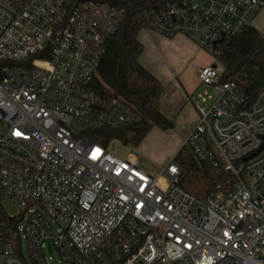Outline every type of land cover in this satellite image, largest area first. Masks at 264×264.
<instances>
[{"label": "built area", "instance_id": "2783aa9c", "mask_svg": "<svg viewBox=\"0 0 264 264\" xmlns=\"http://www.w3.org/2000/svg\"><path fill=\"white\" fill-rule=\"evenodd\" d=\"M263 8L163 0L139 15L218 60ZM121 16L94 0H0V204L17 208L0 219V264H50L47 247L67 264H264V148L250 159L264 145V88L248 99L220 67L199 70L218 100L185 146L216 178L207 200L179 187L175 157L152 174L90 139L141 120L95 83Z\"/></svg>", "mask_w": 264, "mask_h": 264}, {"label": "trees", "instance_id": "16d2710c", "mask_svg": "<svg viewBox=\"0 0 264 264\" xmlns=\"http://www.w3.org/2000/svg\"><path fill=\"white\" fill-rule=\"evenodd\" d=\"M111 1L122 16L116 29L107 38L102 54L98 76V87L110 89L115 96L121 97L132 105L140 121L121 129L97 131L91 140L109 146L119 141L125 147L138 148L154 128L163 131L174 128V121L163 115L160 110V97L164 92L162 83L140 63L144 47L138 39L141 30L149 29V23L139 15L143 7L130 6L139 0H94ZM130 18L125 26L126 15ZM264 38L253 27L222 45V55L218 59L222 67L220 82H233L248 99L264 88ZM175 161L183 173L178 185L184 191L201 200H207L217 192V181L212 171L198 161L191 149L184 145L175 156ZM7 214L0 204V219Z\"/></svg>", "mask_w": 264, "mask_h": 264}, {"label": "crops", "instance_id": "0c3cea01", "mask_svg": "<svg viewBox=\"0 0 264 264\" xmlns=\"http://www.w3.org/2000/svg\"><path fill=\"white\" fill-rule=\"evenodd\" d=\"M252 26L264 38V8L254 18ZM138 39L144 47L139 59L141 65L164 87L160 110L174 121L173 129L163 131L154 128L145 140L163 137L172 140L177 149L176 156L197 126L199 110L211 108L218 100L216 91L202 85L198 78L199 70L209 67V58L192 39L184 35L165 37L151 29H143ZM204 94H207L205 102L202 100Z\"/></svg>", "mask_w": 264, "mask_h": 264}, {"label": "rangeland", "instance_id": "374dc122", "mask_svg": "<svg viewBox=\"0 0 264 264\" xmlns=\"http://www.w3.org/2000/svg\"><path fill=\"white\" fill-rule=\"evenodd\" d=\"M207 54L209 58V65L208 66H215L220 67L218 60ZM264 63V60H262ZM222 70V68H221ZM152 139V138H151ZM145 140L139 148H130L125 147L119 141H113L110 145V151L112 154L118 157H125L128 153L133 152L141 159L143 167L152 174H157L158 171L165 166L172 158L175 157V153L177 152L176 146L173 144L172 140L163 137L161 139L155 140ZM4 208L8 214H16L17 208L13 207L9 203L4 204ZM23 251L25 257L29 260V253L27 248V243L24 241ZM46 253L50 258V264H67L62 261L58 252L53 249L52 253L50 252L49 248H46Z\"/></svg>", "mask_w": 264, "mask_h": 264}, {"label": "water", "instance_id": "95a60500", "mask_svg": "<svg viewBox=\"0 0 264 264\" xmlns=\"http://www.w3.org/2000/svg\"><path fill=\"white\" fill-rule=\"evenodd\" d=\"M163 0H139V1H136L133 5H131L130 6V10L132 9V8H134V7H137V6H142V5H145V4H147V3H150L151 5H156L157 3H160V2H162ZM108 3H111V1H107ZM130 16H131V14H130V11H129V13L127 14V18H126V21H125V26H126V24H127V22H128V20H129V18H130ZM263 148H264V145L255 153V154H253L251 157H250V159L251 158H254V157H256L262 150H263Z\"/></svg>", "mask_w": 264, "mask_h": 264}]
</instances>
